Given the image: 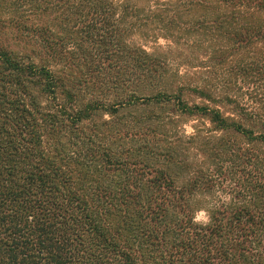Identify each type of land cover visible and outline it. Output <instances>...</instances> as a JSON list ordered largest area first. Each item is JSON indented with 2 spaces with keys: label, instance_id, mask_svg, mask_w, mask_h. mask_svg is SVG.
<instances>
[{
  "label": "trees",
  "instance_id": "obj_1",
  "mask_svg": "<svg viewBox=\"0 0 264 264\" xmlns=\"http://www.w3.org/2000/svg\"><path fill=\"white\" fill-rule=\"evenodd\" d=\"M5 29L0 264H264V0H0Z\"/></svg>",
  "mask_w": 264,
  "mask_h": 264
},
{
  "label": "rangeland",
  "instance_id": "obj_2",
  "mask_svg": "<svg viewBox=\"0 0 264 264\" xmlns=\"http://www.w3.org/2000/svg\"><path fill=\"white\" fill-rule=\"evenodd\" d=\"M0 37H1V39H3V41H5V42H10V43H12L13 41H16L14 32H12V31H10V30H6V29H5L4 31L0 32ZM136 40H137V41H140V40H138V39H136ZM141 43H143V44L146 46V48L149 49V50L152 49V48L154 47L151 43H145V42H143V41H141ZM159 43L164 44V41H163V40H160ZM17 49H19V48H17ZM181 69H183V68H181ZM194 123H197V122L194 121V120H192V119H189V120H187L186 122H184V126H183V127H184V129L186 130L187 133L192 132V128H191L190 125H192V124H194ZM196 219H197L198 221H205V220H206L205 214H204L203 212H200V213L197 215Z\"/></svg>",
  "mask_w": 264,
  "mask_h": 264
}]
</instances>
